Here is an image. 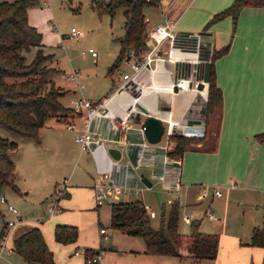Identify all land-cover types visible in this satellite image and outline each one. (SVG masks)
Here are the masks:
<instances>
[{"label": "crops", "instance_id": "obj_1", "mask_svg": "<svg viewBox=\"0 0 264 264\" xmlns=\"http://www.w3.org/2000/svg\"><path fill=\"white\" fill-rule=\"evenodd\" d=\"M233 1L161 0L155 6L160 12L159 19L151 20L144 13L148 31L161 24L165 14L175 21L176 31L202 33L201 38L210 45L211 50H220L229 45L228 53L214 62L215 82L223 96L219 107L206 117L208 84L204 90L196 93L181 94L177 90L173 93L146 91L133 97L128 92L118 91L122 85L120 78L100 97H78L94 102L107 98V109L116 117L124 116L130 110L131 112L126 126L121 127L115 121L118 129H112L106 117L96 118L91 123L90 130L95 139L104 141L105 152L98 153L95 158L89 152L80 150L77 161L84 156L85 160L92 158L94 177L88 178L87 183L101 182L99 178H102V174L99 170L105 172L108 179L102 183L108 182L116 193L112 203L140 200L146 211L151 210V206L143 199V194L156 181L161 187L163 183L171 186V189L165 191L180 192L184 189L187 195L191 185H209L211 200L205 217L216 224H222V221H211L207 216L208 212L214 214L210 207L215 197L221 200L225 195L222 199L224 201L217 202L219 207H215L219 211L221 205L224 207L231 202L247 206L253 212L249 215V232L235 233L231 239L232 249L247 255L242 264H262L264 248L250 246L248 243L253 228L260 226L262 222L264 210V6L241 9L235 28L231 18L225 17L204 30L212 16L228 8ZM181 18L184 21L179 23ZM150 47L151 44H148V48ZM207 51L209 52V47ZM120 65L126 66L122 74L129 72L125 63L121 62ZM158 70L153 78L155 81H163L165 76L172 75L173 68L170 64L161 63ZM141 78L145 81L149 78V73H144ZM138 111L145 114H139ZM149 116L157 118L164 128L170 122L177 125L175 130L184 125H194L204 127L205 133L200 138L191 137L189 146L181 156L169 158L167 152L170 148L166 136L158 144L150 145L141 132ZM84 123L83 113L73 112L63 121L49 119L39 131V148L27 143V151L23 156L24 170L30 168L34 172L37 170L39 174H45L39 181H35L38 188L41 186L54 192L62 178L63 181L67 180L70 192L66 188V204L73 203V197L78 196L83 185L85 172L77 170L76 163L71 168L70 147L77 144L75 137L84 132ZM108 140L113 141L111 145ZM108 147L120 150L118 161L110 158L106 151ZM60 173L69 174V179L59 176ZM140 175L150 181V187L141 183ZM161 175L163 180L159 179ZM215 191H219L221 196H215ZM60 209L59 213H62L64 209ZM80 211L84 212L82 209ZM95 212L98 239L101 240L109 232L102 226L99 210ZM58 223L69 225L71 222L68 215H64ZM101 229H104L103 233L100 232ZM110 234L113 241L111 244L114 245V241H117L116 248L112 247L116 254L106 253L102 247L93 250V253L101 255L97 264H153V258L165 257L145 254L144 242L140 238L127 236L116 230H112ZM242 249L245 251H241ZM218 251L219 243L217 254ZM76 264L84 262L79 260Z\"/></svg>", "mask_w": 264, "mask_h": 264}, {"label": "rangeland", "instance_id": "obj_2", "mask_svg": "<svg viewBox=\"0 0 264 264\" xmlns=\"http://www.w3.org/2000/svg\"><path fill=\"white\" fill-rule=\"evenodd\" d=\"M15 1L17 0H0V2L7 3ZM42 2L43 0H34V3L27 10V17L30 25L35 27L42 36L41 42L44 45V52L52 55L49 66L59 70V74L55 75L52 80L56 88L66 92L61 102L70 108L71 97L94 99L105 94L111 84L117 82L126 70V66L120 65L116 72H108L119 52L118 39L122 38L124 34V9L118 8L109 13L98 9L92 0H47L46 6ZM144 13L151 20L160 18V12L155 7H146ZM181 21L183 22L184 18H181L178 22L180 23ZM71 28L83 31L84 36L79 39L71 38ZM202 42H205L203 37ZM90 48L93 50L92 53H88ZM33 54L34 50L26 54L28 61L32 59ZM73 72L78 73L80 76L77 81L69 79ZM191 114L193 113L191 112ZM64 119L61 118L60 120L63 121ZM174 133L181 136L185 143L189 142L190 144L191 137L183 135L179 130H175ZM0 137L15 143L17 147L16 152L12 156L15 168L13 186L2 188L0 197H4L7 202L12 203L18 211L19 217L25 220L24 224L18 225L11 232L8 245H13V239L17 233L28 227H35L40 230L47 247L53 255L55 264H76L79 260L85 264V256L83 254L85 250L93 251L100 249V247L106 253L113 252L116 254L112 247L116 248L117 241H114V245L111 244L113 241L110 238V232L113 229L109 223V209L113 204L112 198H114L116 193L106 182L105 189L100 192L101 203L97 207L95 183H87L88 178L94 177L92 158L85 160L84 156L80 161H77L80 147L78 144L71 145V168L76 163V166L78 164L77 170L80 169V171L83 170L85 172L82 179V189L78 191V196L73 197V203H65L68 199L66 195L60 198L58 204L64 211L49 217L42 212V208H45V205L53 197L54 192H49L41 186L38 188L35 181H39L45 174H39V171L36 170L34 172L30 168L25 169L27 171L25 173L23 162L24 153L27 151V143H32L39 148L37 144L39 142V134L38 140L22 138L0 126ZM163 137L162 139H164ZM162 139L161 141H163ZM168 144L170 149L174 145L170 139ZM123 161L124 159H122ZM64 174L60 173L59 176L69 179L70 172L67 175ZM62 182L63 178L60 183ZM209 188L210 186L206 184L191 185L187 195V191L185 192L184 189L180 192L165 191L155 181L154 186L143 194V199L151 206V210H147L150 225L153 229L159 230L162 227V211L165 209L167 213L169 203L178 201L182 208L178 222L179 233L182 235L190 234V225L195 222L199 232L215 235L218 239L219 251L216 255L217 258L207 259L199 264H242L247 255L244 252L234 251L231 239L237 232L239 234L249 232V215L253 212L247 206L242 207L237 202H231L224 207L221 205V211L216 210L215 207H219L217 202L224 201L222 200L225 198L224 195L221 199L222 201L215 197L213 205L210 207L214 215L220 219V222L222 221V224L208 221L205 213L211 200ZM68 191L70 192L67 186ZM25 193L27 195H24ZM139 197L142 199L141 196ZM123 199L126 198L123 197ZM80 209L84 212L80 211ZM97 209L100 212L102 226L107 228L109 232L101 240L98 239L97 213L95 212ZM0 210L4 220L13 219V216L6 211L4 204L0 203ZM64 215H68V220L71 222L69 225L77 229L78 237L74 243L58 245L54 241L53 229L55 225L59 224L58 220ZM241 251L245 250L242 249ZM75 252H78L79 255L75 256ZM153 259V264H195L191 259L179 260L169 256L164 258L155 257ZM0 264L26 263L18 255L11 252L3 254Z\"/></svg>", "mask_w": 264, "mask_h": 264}, {"label": "trees", "instance_id": "obj_3", "mask_svg": "<svg viewBox=\"0 0 264 264\" xmlns=\"http://www.w3.org/2000/svg\"><path fill=\"white\" fill-rule=\"evenodd\" d=\"M92 2L98 9L112 13L124 9L125 22L123 37L118 39L119 52L108 70L113 73L126 58L130 50L145 52L148 49V30L144 16L146 7L158 5L156 0H96ZM34 0H17L13 3L0 2V126L22 137L38 140L40 129L49 119L65 118L73 113L64 106L61 99L66 92L55 87L52 78L59 70L49 66L52 55L44 52L42 36L29 24L28 8ZM264 0H234L226 9L214 14L204 27L225 17H230L235 28L240 10L245 7H263ZM34 50L33 57L27 60L26 54ZM229 45L210 53L211 73L208 82L206 117L219 107L222 91L216 85L214 62L227 54ZM207 48L202 55L208 54ZM173 147L167 152L169 158L179 157L189 142L173 133L169 136ZM17 147L13 142L0 137V190L13 186L14 164L12 156ZM181 206L178 201L169 203L167 213H161L162 227H151L145 206L140 200L113 203L110 208L109 223L113 230L144 242V253L156 256L175 257L179 260L191 259L195 264L202 260L214 259L218 250L215 235L197 230V224L190 225L191 233L182 235L178 231ZM3 215V214H2ZM1 215L0 210V217ZM55 242L66 245L76 242L77 229L71 225L57 224L53 229ZM250 246L264 248V210L260 226L254 227L248 243ZM13 253L26 264H55L53 255L47 247L38 228H26L14 236ZM86 256L94 255L85 250ZM96 264V263H85ZM264 264V257L263 262Z\"/></svg>", "mask_w": 264, "mask_h": 264}, {"label": "built area", "instance_id": "obj_4", "mask_svg": "<svg viewBox=\"0 0 264 264\" xmlns=\"http://www.w3.org/2000/svg\"><path fill=\"white\" fill-rule=\"evenodd\" d=\"M156 1L159 3L161 0ZM42 4L46 6L47 0H43ZM162 17V23L148 31V44H151V47L145 52L130 50L126 55V58L122 61L128 66L129 72L121 75L122 85L118 91L128 92L132 94L133 97H138L146 91H164L173 93L174 89H176L177 92L181 94L198 92V84L202 82L203 78L204 63L210 61V45L202 42L200 33L176 31L175 21H172L165 14ZM83 36V31L71 28V38L79 39ZM208 47L209 53L203 56L201 54L202 50ZM92 52L93 50L91 48L88 49V53ZM161 63H167L172 66V75L165 76L163 81H155L153 75L158 73V66ZM144 73H149V78L145 81L141 78V75ZM79 77L78 73L73 72L69 79L77 81ZM107 100L108 99L105 98L94 102L85 98L70 99V108L72 111L74 113H83L85 115L84 132L75 137V142L79 145L81 151H87L95 158H97L98 153L105 152V145L102 139H95L90 130L91 123L98 117H106L109 120L111 128L118 129L115 121L119 123L121 127L126 126L125 124L128 122L129 113L131 112L130 110L125 113L124 116L116 117L107 109ZM138 113L145 114L140 111H138ZM176 127V124L169 122L168 127L164 128L162 137L166 136V140H169V136L175 132ZM143 130L144 125L141 129L142 133ZM179 131L185 136L194 138L203 137L205 133L204 127L194 125L181 126L179 127ZM108 142L111 145L113 141L108 140ZM114 165H117V163L114 162ZM99 173L102 174V178H99L101 182L95 183L97 205H100L101 203L100 192L105 189V184H103L102 181L108 179V176L104 171L99 170ZM159 179L163 180V176H159ZM67 186V180H64L57 185L53 197L43 209L46 216L50 217L61 211L58 202L59 199L65 195ZM162 188L164 190H169L171 189V186L163 183ZM174 189H177V187H174ZM214 195L220 197L221 193L215 191ZM0 203L4 204L6 206V211L13 216L12 220H4L3 217H0L1 260L3 254L13 252V245H8L9 237L11 236V232L18 225L24 224L25 220L19 217L16 207L12 203L7 202L4 197H0ZM207 216L211 221H220V219H218L212 212H208ZM100 232L103 233L104 229H101ZM78 254V252H75V255ZM83 254L86 263L97 264L101 258L100 254H94L91 256H86L85 252Z\"/></svg>", "mask_w": 264, "mask_h": 264}, {"label": "water", "instance_id": "obj_5", "mask_svg": "<svg viewBox=\"0 0 264 264\" xmlns=\"http://www.w3.org/2000/svg\"><path fill=\"white\" fill-rule=\"evenodd\" d=\"M210 73H211V62L206 61L204 63V68H203L202 82L199 83L197 87L198 91L204 90V87L208 84L210 80ZM163 132H164V127L157 118L149 117L144 122L143 135L148 144L150 145L158 144L163 135ZM106 151L110 156V158H112L113 160L118 161L120 159V150L116 148L108 147ZM139 177L142 184H144L147 187L151 186L150 181L144 175H140Z\"/></svg>", "mask_w": 264, "mask_h": 264}]
</instances>
